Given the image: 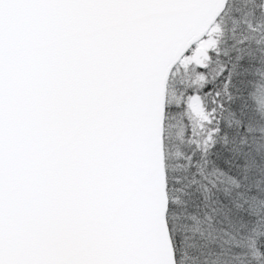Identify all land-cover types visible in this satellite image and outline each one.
Instances as JSON below:
<instances>
[{
    "label": "snow or ice",
    "instance_id": "1",
    "mask_svg": "<svg viewBox=\"0 0 264 264\" xmlns=\"http://www.w3.org/2000/svg\"><path fill=\"white\" fill-rule=\"evenodd\" d=\"M0 264H264V0H0Z\"/></svg>",
    "mask_w": 264,
    "mask_h": 264
}]
</instances>
